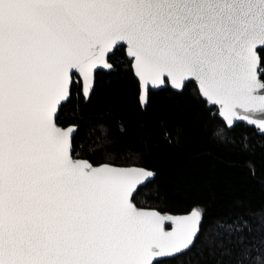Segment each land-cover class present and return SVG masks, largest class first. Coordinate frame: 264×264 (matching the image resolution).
Instances as JSON below:
<instances>
[{
  "label": "snow or ice",
  "instance_id": "obj_1",
  "mask_svg": "<svg viewBox=\"0 0 264 264\" xmlns=\"http://www.w3.org/2000/svg\"><path fill=\"white\" fill-rule=\"evenodd\" d=\"M105 71L136 82L142 111L153 91L191 89L220 142L254 152L228 132L264 135V0H0V264H192L205 250L264 264V235L249 239L264 209L173 214L141 199L158 177L141 153L85 148L79 113Z\"/></svg>",
  "mask_w": 264,
  "mask_h": 264
},
{
  "label": "trees",
  "instance_id": "obj_2",
  "mask_svg": "<svg viewBox=\"0 0 264 264\" xmlns=\"http://www.w3.org/2000/svg\"><path fill=\"white\" fill-rule=\"evenodd\" d=\"M119 55L113 60L118 61ZM208 107L189 89L183 95L153 92L150 105L142 111L134 80L123 71L101 72L95 95L79 113V139L86 149H95L98 155L112 147L141 153V162L158 170L157 180L141 199L148 203L162 199L173 214H183L198 205L206 209L209 219H227L241 212L264 209V147L260 146L264 135L239 124L228 136L239 141L247 135L257 145L255 151L242 153L238 143H222L216 136L221 122L213 118L215 109L210 112ZM76 114L77 105L72 103L66 115L71 121ZM100 121L108 127L107 136L97 127ZM104 140L113 143L102 144ZM249 162L255 167L254 176L250 174ZM262 235L254 230L249 239ZM221 259L228 261L219 251L213 254L205 250L203 255L192 257V264H218Z\"/></svg>",
  "mask_w": 264,
  "mask_h": 264
},
{
  "label": "water",
  "instance_id": "obj_3",
  "mask_svg": "<svg viewBox=\"0 0 264 264\" xmlns=\"http://www.w3.org/2000/svg\"><path fill=\"white\" fill-rule=\"evenodd\" d=\"M104 73H107V72L105 71ZM153 92H158V91H153ZM239 124H245V125L249 126L250 128H254V129L257 130V128H256L255 126L248 125L247 122H238L237 125H239ZM237 125H236V126H237ZM257 131H258V130H257ZM258 133H259V132H258ZM259 134H260V133H259ZM260 135H261V134H260Z\"/></svg>",
  "mask_w": 264,
  "mask_h": 264
}]
</instances>
